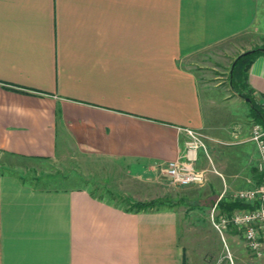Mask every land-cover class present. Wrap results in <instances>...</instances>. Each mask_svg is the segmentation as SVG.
I'll return each instance as SVG.
<instances>
[{"label":"crops","instance_id":"crops-1","mask_svg":"<svg viewBox=\"0 0 264 264\" xmlns=\"http://www.w3.org/2000/svg\"><path fill=\"white\" fill-rule=\"evenodd\" d=\"M229 47H264V0H0V158L106 165L154 184L187 160L196 129L194 165L221 210L260 183L253 104L228 109L243 97L231 83L239 95L224 89L220 114L221 83L205 81L217 69L202 63ZM245 79L264 107V53ZM180 237L172 208L129 210L85 183L35 188L0 171V264H188Z\"/></svg>","mask_w":264,"mask_h":264},{"label":"rangeland","instance_id":"rangeland-1","mask_svg":"<svg viewBox=\"0 0 264 264\" xmlns=\"http://www.w3.org/2000/svg\"><path fill=\"white\" fill-rule=\"evenodd\" d=\"M222 50L224 52L212 55V61L202 63L217 69L208 70L206 73L209 79L205 81L211 85L221 83V88L213 90L218 96L214 98L212 104L220 114L222 113L220 111L226 110L221 96L223 90L232 95H239L231 85V68L239 51L234 47ZM242 91L244 96H240L238 105L233 103L227 105L228 109L235 111L238 109L237 112L241 111L245 115L249 114L251 107L247 97L253 96L247 89ZM207 95L204 89L202 91L204 101ZM252 122L249 120L248 126ZM0 171L15 174L35 188H61L85 183L96 195L112 198L125 207H129V204L122 201L120 194H113V191L120 192L125 197L147 201L169 199L170 203H165L163 207L172 208L179 215L180 238L186 250L188 264H264V258H257L247 249L242 233L238 230L229 229L224 241L214 228L211 212L219 193L212 185L209 186V181L203 185L182 186L166 179L147 184L131 179L122 173V169H109L106 165L96 164L93 167L87 163L85 166H79L73 161L64 163L57 160H19L6 157L0 158ZM217 213L221 214L219 207Z\"/></svg>","mask_w":264,"mask_h":264},{"label":"built area","instance_id":"built-area-1","mask_svg":"<svg viewBox=\"0 0 264 264\" xmlns=\"http://www.w3.org/2000/svg\"><path fill=\"white\" fill-rule=\"evenodd\" d=\"M187 132L190 136V140L187 141V160H171L166 168V174L173 184L203 185L207 180L206 173L197 169L194 163L197 151L200 148L205 149L204 135L196 129H187ZM250 140L259 152L260 183L254 188L238 190L232 198L250 204L251 207L231 214H219L217 201L212 208L211 220L224 241L226 232L230 228H235L242 233L247 249L257 258H264V124L260 122L253 124ZM229 258L233 263L230 255Z\"/></svg>","mask_w":264,"mask_h":264},{"label":"trees","instance_id":"trees-1","mask_svg":"<svg viewBox=\"0 0 264 264\" xmlns=\"http://www.w3.org/2000/svg\"><path fill=\"white\" fill-rule=\"evenodd\" d=\"M264 47H257L252 49L253 52L244 54L239 58H236L237 61L235 63L233 72H232V84L233 87L237 89V92L244 96V93L241 91V87L245 86L246 83V74L249 70V67L254 61V58L259 53H264ZM250 98V102L253 104L252 110L253 113L256 115V122H260L264 124V107L255 103L252 97ZM113 194H120L122 201H126L129 204V210H147L151 208H160L163 207L164 204L170 203L171 200H165L164 198L151 200V201H138L132 199L130 197H125L120 192L113 191ZM251 205L244 203L242 201H228L223 200L220 203V208L222 212L231 213L235 209H243V208H250Z\"/></svg>","mask_w":264,"mask_h":264},{"label":"water","instance_id":"water-1","mask_svg":"<svg viewBox=\"0 0 264 264\" xmlns=\"http://www.w3.org/2000/svg\"><path fill=\"white\" fill-rule=\"evenodd\" d=\"M264 50V49H263ZM253 52V50H248V51H245L243 52L242 54H240L237 58H239L240 56L244 55V54H248V53H251ZM237 59L233 62L232 64V68H231V73L233 72V69H234V66H235V63H236Z\"/></svg>","mask_w":264,"mask_h":264}]
</instances>
